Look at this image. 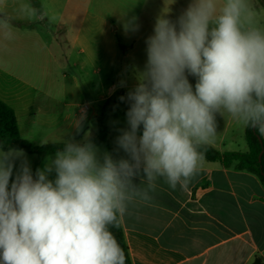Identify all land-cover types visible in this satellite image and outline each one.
<instances>
[{"label":"clouds","instance_id":"9594fccd","mask_svg":"<svg viewBox=\"0 0 264 264\" xmlns=\"http://www.w3.org/2000/svg\"><path fill=\"white\" fill-rule=\"evenodd\" d=\"M126 27L138 30L136 18ZM145 43L138 83L120 97L126 158L101 159L91 140L72 137L33 173L23 150L0 149V264H126L111 229L152 200L159 179L188 188L217 116L264 137V19L252 0H190L175 20L157 17Z\"/></svg>","mask_w":264,"mask_h":264},{"label":"crops","instance_id":"0c3cea01","mask_svg":"<svg viewBox=\"0 0 264 264\" xmlns=\"http://www.w3.org/2000/svg\"><path fill=\"white\" fill-rule=\"evenodd\" d=\"M27 1L36 9L35 16L29 12L27 20H13L0 12V100L13 109L20 137L33 145L63 143V139L88 126L87 102L74 104L54 99V41L59 45L65 42L73 53L90 62L88 70L82 62L70 63V67L78 66L84 73H112L114 64L119 68L125 65L124 58L135 60L132 68L135 76L115 78L107 85V94L99 99L103 102L120 90L126 97L138 83L137 77L147 59L145 41L153 34V30L145 33L129 29L128 22L135 17L140 25L144 14L150 15L153 22L164 14L174 20L190 2ZM14 2L0 0V11ZM252 2L264 19V0ZM40 18H44L47 26L39 24ZM8 32L11 39L4 37ZM188 79L194 88L196 79L192 76ZM121 82L124 86H120ZM85 104L87 109H83ZM74 105L77 109L71 111L69 107ZM50 106L54 110H45ZM217 121L218 134L209 145L219 152H246V127L228 115L217 116ZM38 123L54 129L57 140L33 142V125ZM105 125L109 129L96 145L98 156L102 159L105 153H110L114 159L126 158L117 149L116 138L127 123L122 127ZM151 196L148 203L130 205L128 214L120 221L131 264H252L255 258L264 264V186L255 174L237 169L234 164L226 167L219 161L205 159L203 168L187 189L177 186L173 190L159 179Z\"/></svg>","mask_w":264,"mask_h":264},{"label":"rangeland","instance_id":"374dc122","mask_svg":"<svg viewBox=\"0 0 264 264\" xmlns=\"http://www.w3.org/2000/svg\"><path fill=\"white\" fill-rule=\"evenodd\" d=\"M31 2L34 3L35 0H32ZM28 6L29 5L27 0H15L12 6L8 7V5H6L5 8L2 9L0 12L3 14H8L13 20L24 21L27 20V16H30L29 12H31V9ZM149 16L150 15L148 14H144L142 16L143 19H141L139 22L140 25L138 29L144 31L145 33L153 30L154 24L156 22L150 21L151 19L149 18ZM39 24L41 26H47V23H45L44 18L39 19ZM129 53L131 54L130 51L128 52V54ZM73 60L76 62H82L83 65H86L87 70L91 68L89 66L90 62L86 61L82 56L77 55L75 52L73 53L69 48H67L65 42H60L59 45L57 42L54 41V99H64L74 104H81L87 102L90 106V109L87 112L89 118L87 120L88 126L86 127V129H84L82 132L77 131L72 136L66 137L63 140H67L69 138L74 137L76 141H83L85 138L96 134L97 115H99L103 105V102L100 101L99 96L102 94H107L108 91L106 90V87L112 81H115V78L132 79L135 76L132 70L133 62L135 60L129 57L124 58L125 65L122 66V68H119L118 64L116 63L114 64V66H112L114 68V71L112 73H103L100 75L93 74L89 71H87V73H84L81 69L79 70L78 66L73 69L72 67H70V63ZM95 64L98 65L99 62ZM115 72L118 73L116 74ZM100 77L102 78L101 80ZM92 80L93 84H91ZM45 108V110H54V106ZM69 109H71V111H75L77 107L76 105H74L72 107H69ZM46 113L50 114V112H45V114ZM61 123L62 122H60V124ZM105 123L116 127H122L126 124V111L123 108L113 109L105 120ZM32 133L34 136L32 139L33 142L48 143L57 140L54 137V129L50 130L39 123L33 125ZM24 153L31 166L33 173H35V171L39 167H44L45 163L48 161L49 158L54 157V155H48L39 160L36 154H30L26 152ZM16 163L18 167L19 161H17ZM36 164H38L37 167ZM49 178L54 179V173L51 174Z\"/></svg>","mask_w":264,"mask_h":264},{"label":"trees","instance_id":"16d2710c","mask_svg":"<svg viewBox=\"0 0 264 264\" xmlns=\"http://www.w3.org/2000/svg\"><path fill=\"white\" fill-rule=\"evenodd\" d=\"M122 96L120 91H115L103 101L101 111L97 115V134L88 138L95 146L104 139L109 129L104 123L107 115L115 108H123L127 111L129 105L126 101H121L120 97ZM244 138L247 144L246 152H219L210 145L204 146L201 150L204 152L206 160L219 161L226 167L234 164L237 169L255 174L264 186V137H261L255 129L245 128ZM63 146V143L33 145L28 140L21 138L13 109L0 100V149L4 151L20 149L26 153L36 154L40 160L47 155L56 153ZM111 230L126 254V264H131L121 223L118 228Z\"/></svg>","mask_w":264,"mask_h":264},{"label":"water","instance_id":"95a60500","mask_svg":"<svg viewBox=\"0 0 264 264\" xmlns=\"http://www.w3.org/2000/svg\"><path fill=\"white\" fill-rule=\"evenodd\" d=\"M259 156H260V154H259ZM252 264H260L259 259L258 258H255Z\"/></svg>","mask_w":264,"mask_h":264},{"label":"built area","instance_id":"2783aa9c","mask_svg":"<svg viewBox=\"0 0 264 264\" xmlns=\"http://www.w3.org/2000/svg\"><path fill=\"white\" fill-rule=\"evenodd\" d=\"M83 109H87V104L83 105Z\"/></svg>","mask_w":264,"mask_h":264}]
</instances>
